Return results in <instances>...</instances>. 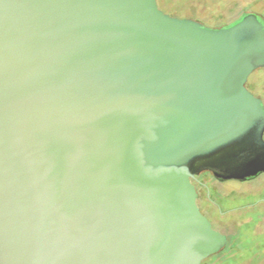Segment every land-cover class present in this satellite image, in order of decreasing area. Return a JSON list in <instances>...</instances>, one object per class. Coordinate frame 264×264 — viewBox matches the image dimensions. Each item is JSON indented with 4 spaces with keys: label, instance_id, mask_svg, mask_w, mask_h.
<instances>
[{
    "label": "water",
    "instance_id": "obj_1",
    "mask_svg": "<svg viewBox=\"0 0 264 264\" xmlns=\"http://www.w3.org/2000/svg\"><path fill=\"white\" fill-rule=\"evenodd\" d=\"M264 19L156 0H0V264H201L192 179L264 173Z\"/></svg>",
    "mask_w": 264,
    "mask_h": 264
},
{
    "label": "rangeland",
    "instance_id": "obj_2",
    "mask_svg": "<svg viewBox=\"0 0 264 264\" xmlns=\"http://www.w3.org/2000/svg\"><path fill=\"white\" fill-rule=\"evenodd\" d=\"M157 5L173 17L195 20L208 27H221L238 19L246 11L254 12L264 7V0H157ZM246 87L252 94L264 99V68L249 76ZM209 185L212 190L209 189L207 195L214 198L218 182ZM219 188L229 195L221 200L230 206L253 203L251 208L237 214V220L235 215L228 217L231 224L239 221L237 239L244 243L241 248L244 259L236 254L233 259L221 264H264V260L250 256L251 252L257 251L256 243L264 244V173L242 182L228 180ZM225 230L231 232L230 229ZM259 251L264 252V247Z\"/></svg>",
    "mask_w": 264,
    "mask_h": 264
},
{
    "label": "flooded vegetation",
    "instance_id": "obj_3",
    "mask_svg": "<svg viewBox=\"0 0 264 264\" xmlns=\"http://www.w3.org/2000/svg\"><path fill=\"white\" fill-rule=\"evenodd\" d=\"M249 12H252V11H249ZM252 13L257 14L258 16L264 19V7L263 6H261L260 9ZM258 97L262 99L263 104H264V99L261 96H258ZM263 139H264V134H263ZM260 174L256 175L255 177H258ZM255 177L249 178L247 180L253 179ZM214 182H218V191L214 190L215 195H214V198H212L211 196L207 195V191L209 189L212 190L209 184H212ZM223 182L225 181L216 180L210 172H206V171L200 173L199 175L195 176L194 179H192V184L194 185L196 192H197L196 202H197V205L201 213L204 216H206V218L209 220L212 228L215 229L220 234H222L225 238V243L222 246V248L218 252L205 258L201 262V264H221L223 262L230 261L231 259L234 258L236 254H238L242 258L241 248L244 246V243L240 241L239 239H237L239 221L238 222L235 221V223L233 222V224H231L232 222L230 223L228 222L229 221L228 217L230 216L234 217V215L236 217L237 214H240L244 212L245 210L251 208L253 206V203L244 204L240 206H230L226 204L224 201L221 200V198L223 197L225 198V196H229V195L225 194V192L219 188ZM218 199H220V201ZM236 220H237V217H236ZM226 228L230 229L231 232H227V230H225ZM262 247H264L263 243H256L255 248H257V251L255 252L254 250L253 252H251L250 256L255 259L264 260V252L259 251V248H262Z\"/></svg>",
    "mask_w": 264,
    "mask_h": 264
}]
</instances>
